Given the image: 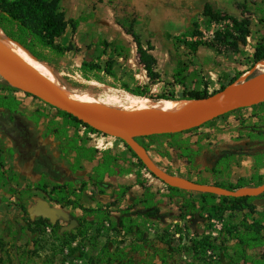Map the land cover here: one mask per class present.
Wrapping results in <instances>:
<instances>
[{
  "label": "rangeland",
  "instance_id": "1",
  "mask_svg": "<svg viewBox=\"0 0 264 264\" xmlns=\"http://www.w3.org/2000/svg\"><path fill=\"white\" fill-rule=\"evenodd\" d=\"M262 6L254 10L242 9L239 19L250 20L249 35L245 45L238 42V51L228 44L216 45L215 48L201 46L213 57L204 55L198 71H187L182 80L151 84L153 86L144 96L135 95L128 88L139 81L143 85L145 79L133 76L134 81L128 82L123 76L112 77L100 71L84 70L81 67L84 61L80 63L77 57L63 59L54 66L58 55L48 50L44 52V59L39 60L45 61L76 92L95 98L111 111H125L132 105H139L143 99L150 102L161 100L163 98H151L161 93L179 97L189 90H202L205 85L211 92L218 88L221 76L231 75L252 61L255 41L264 37ZM194 23L189 26L187 36L203 41L212 40L216 30L231 24L228 20L212 22L203 16ZM256 67L264 70L263 65L256 64ZM251 70L245 72L244 77ZM6 84L0 77L2 94L22 100L31 99L47 108L19 89H8ZM241 117L249 122L260 117L264 129V107L254 114L244 112ZM238 120L234 114L219 117L198 129L173 136L159 134L144 142L154 162L168 173L226 184L251 173L249 157L245 158L247 155L264 154V139L249 140L242 134L243 127ZM76 130L83 132L81 127H76ZM87 136L89 144L98 151L92 158L83 159H93V162L84 161L83 170L79 173H72L64 167L63 173L59 172L48 180L49 187H65L71 183L74 195H79L80 207L57 205L62 215L52 223L29 212L32 203L45 197L41 191L6 187L14 199L6 211L0 213V264H251L252 259L264 252V246L255 247L247 250L246 258H242L235 251L237 236L246 233L244 219L246 214H250L247 207L242 211L227 210L210 217L208 210L196 211L198 203H194L187 215L180 218V199L171 200L165 185L140 168L118 138L98 134ZM105 140L110 141L109 145H104ZM174 142H187L197 154L191 158L181 155L173 146ZM104 151L117 156V160L100 176L94 167L101 162ZM224 151L233 153L232 173L212 177L210 169ZM113 166L116 169L110 171ZM260 172H264V167ZM7 178L13 177L8 175ZM83 181L85 186H81ZM144 195L152 198L157 206V216L145 218L140 214V199ZM196 197L197 194L192 195V198ZM248 197L247 203L254 206L255 213L247 217V222L260 219L264 224V198ZM8 199L3 197L4 201ZM87 208H96V211L101 208L102 213L91 214ZM119 215L122 225L115 226ZM18 224L23 225L24 231H20Z\"/></svg>",
  "mask_w": 264,
  "mask_h": 264
},
{
  "label": "trees",
  "instance_id": "2",
  "mask_svg": "<svg viewBox=\"0 0 264 264\" xmlns=\"http://www.w3.org/2000/svg\"><path fill=\"white\" fill-rule=\"evenodd\" d=\"M264 13V5L260 8ZM202 16L209 21L219 22L223 20H228L231 24H225L224 29H219L215 31L214 37L212 40L203 41L197 38L187 40L186 38H177V43L183 44L186 46L191 52H196L199 47L206 46L208 48H215L216 45L228 44L232 45L237 50L238 42L243 45L246 44V38L249 35L248 25L250 24V20L247 18H236L231 16L225 12L218 13L214 11L210 5H206L202 10ZM262 22V20H261ZM70 23L71 26H74L73 21H68L65 18V14L62 9L59 7V0H0V28L11 38L20 43L24 48H26L34 57L37 59H44V52L48 50L56 55H63L67 51H71L74 49L71 43L66 46H62L58 39L63 35L67 24ZM194 21L191 25H194ZM120 27L124 30V32L132 38V42L136 49V53L138 56V62L141 64L142 69L145 71V75L147 77V83L143 85H135L132 88H128L129 91L135 95L144 96L147 94L149 90V85L156 84L159 82L160 73L156 70V58L152 54L153 46L147 42L146 44L142 43L140 36L133 31L132 25L126 27L119 24ZM189 28L186 30L184 36L188 35ZM194 32H192V36H194ZM232 40H229V39ZM109 44L104 42L101 43L102 53H105V49ZM125 47L121 44H115L112 47V53H116L117 56H121L123 58L126 57L124 53ZM252 61L244 66L241 70H236L231 75H224L219 78V86L217 89L209 92L207 90L206 85L202 90H189L183 93L181 96L177 97L173 94H165L161 93L155 97H151L153 100H158L161 98H167L172 100H177L181 98L185 99H203L217 93L220 90H223L227 85L233 83L237 79H239L245 72L253 69L258 62L264 61V37L259 38L255 41L253 52L251 54ZM113 60L111 56H108L104 61H84L81 65L82 69L86 70H95L103 72L105 75L114 77V70L112 67ZM188 69V65L178 60V65L174 69L172 74V78L174 81L182 80L184 77L183 73ZM262 71V68L254 69L249 75L251 76L257 72ZM54 73L56 74L55 70ZM57 75V74H56ZM60 82L70 91L76 92L71 86H69L66 82H63L61 78L57 75ZM8 89L18 90L5 85ZM0 88V106H8L10 104H14L16 102V98L8 96L6 94L1 93ZM23 92V91H22ZM24 94L36 98L41 101L44 106V110L47 112H56L60 115L68 117L76 127H81L83 132L80 133L78 130L74 137L67 138L66 133L63 130H57L58 134L63 133L65 138L64 146L62 148L63 157L67 158L70 163V169L75 171L79 169L80 160L85 157L92 158L95 152H97V148L91 146L89 144L88 134H98L102 136H108L107 134L94 129L93 127L85 124L81 120H78L76 117L71 114L62 111L50 104L42 101L41 99L33 96L32 94L23 92ZM145 98V97H140ZM264 107V100L253 104L250 106L240 107L233 109L229 112H226L220 116H217L203 124L181 131L177 133H168L165 135L173 136L183 132H189L195 129H198L201 126L206 124H210L214 122L217 118H226L229 115H235L237 119H239V123L241 124L242 134L247 137L249 140L257 138L260 140L264 139V129L261 127L260 121L262 119L259 117L253 122L246 121L245 118H239L244 112L251 111L253 114L260 108ZM239 116V117H238ZM260 120V121H259ZM159 134L147 135L137 137V141L141 143L146 150L148 151V145L144 142L147 138H152ZM119 139V138H118ZM128 150V152L136 159V164L145 169L150 175L155 177L152 173H150L141 160L136 156V154L129 148L127 144L121 139H119ZM176 150L181 154L188 158L193 157L197 154L196 150L190 148L187 142H174L173 145ZM75 151V155L70 156L71 151ZM115 155H110L109 152L104 151V155L102 156L101 162H99L95 167L94 171L100 173V176L109 169V166L116 163ZM249 157V166L251 169V173L248 176H239L235 181H229L228 183H220L217 181H208L206 179L194 180L196 182L204 183V184H214L217 186H221L227 189L237 190L247 186H258L264 183V172H260V169L264 167V154L263 152L255 153L253 156L247 155L245 158ZM73 158V161L69 159ZM232 160L233 153L231 151H224L222 155L216 160L213 167L210 169L212 177L217 176L218 174H226L231 175L232 173ZM0 165H2L0 163ZM239 166V165H237ZM139 174V172H137ZM2 178H5L4 172H1ZM16 178L13 176L12 179ZM101 178V177H99ZM156 178V177H155ZM157 179V178H156ZM190 179V178H189ZM159 180V179H158ZM99 181V179L97 180ZM94 181V182H97ZM162 182L161 180H159ZM141 183V182H140ZM168 190L167 196L171 200L180 199V218H184L189 212L188 209L191 208L194 203H198V208L196 211L208 210L209 216H214L224 211H242L246 207L248 208V212L250 214H246V218L244 219L246 233L237 236V242L235 243L236 253L242 257L246 258L247 250L253 249L255 247L264 246V224L260 219H253L251 222H247V217L255 213L254 206L247 203L248 196L241 197H233V196H219L209 192H193L183 190L177 187H172L164 182H162ZM69 185V187H66ZM86 183L83 181L81 186H85ZM65 187L61 186H52L49 187L46 180L41 177L38 181L33 184H27L28 188L33 187L34 189L42 191L46 197L51 202H54L61 206H70V207H80L79 203V195H74V190H72V184L68 183ZM71 187V188H70ZM193 194H197L196 198H192ZM74 195V197H73ZM256 197L264 198V192L257 195ZM140 203L142 204V208L140 210V214H142L145 218L155 217L159 214V210L156 205H154L152 198L148 196H142L140 199ZM90 209L91 214L102 213L101 208L96 211V208H87ZM24 213H26V209L22 208ZM106 214V212L104 213ZM121 215L118 216L115 226H121L122 224ZM20 231H24L23 225L18 224ZM205 241V240H204ZM251 264H264V252L257 258L251 260Z\"/></svg>",
  "mask_w": 264,
  "mask_h": 264
},
{
  "label": "crops",
  "instance_id": "3",
  "mask_svg": "<svg viewBox=\"0 0 264 264\" xmlns=\"http://www.w3.org/2000/svg\"><path fill=\"white\" fill-rule=\"evenodd\" d=\"M206 5H210L218 13L225 12L240 18L242 9L254 10L255 7L264 5V0H59V7L66 20L73 21L74 26L68 23L58 41L62 46L71 43L74 49L56 56L54 66L69 57H77L81 63L104 61L111 56L115 76H123L128 82L134 81L133 76H136L145 79L146 84L147 77L138 62L132 38L120 27L121 24L126 27L132 25L142 43L149 42L153 46L151 52L156 58V70L160 73L158 83L173 81L172 74L178 60L188 65L183 73L187 76V71L200 67L204 55L213 57L203 47H199L194 53L177 43V38L192 39L184 34L194 20L202 19V10ZM104 42L109 45L105 53H102L101 43ZM115 44L125 47V58L112 53ZM135 84L140 85V81ZM153 85H149V88ZM16 99L14 104L0 106V213L6 211L8 204L14 199L6 187L27 190V184L31 185L41 177L48 183L57 173H63L64 167L72 173H79L83 170V162L90 160L81 159V167L72 171L68 159L62 155V148L65 147L66 137L75 136L76 126L66 116L53 111L47 112L37 101L22 100L19 97ZM57 130H63L66 137L63 133L58 134ZM109 142L105 140L104 145H109ZM72 155H75L74 150L71 151L70 156ZM69 160L73 161V158ZM90 161L93 162V159ZM112 169L116 167L113 166L110 171ZM2 171L5 179L2 178ZM8 175L16 178L9 179ZM42 194L45 197L32 203L30 209L35 210L40 202L59 209L56 207L58 204L47 199L43 192ZM3 197L9 199L4 201ZM33 214L40 216L34 211ZM61 215L60 210L56 219Z\"/></svg>",
  "mask_w": 264,
  "mask_h": 264
},
{
  "label": "water",
  "instance_id": "4",
  "mask_svg": "<svg viewBox=\"0 0 264 264\" xmlns=\"http://www.w3.org/2000/svg\"><path fill=\"white\" fill-rule=\"evenodd\" d=\"M256 68H253L249 74ZM0 77L10 86L36 96L51 106L71 114L96 130L123 140L141 160L146 169L169 186L187 191L209 192L219 196L233 197L257 196L264 192V183L258 186L233 190L214 184L196 182L189 178L168 173L154 162L146 148L136 139L140 136L181 132L199 126L233 109L263 101L264 70L251 76H245L238 83L237 101L233 103L208 101L210 96L203 99H190L194 102L186 106L176 118L166 120L160 125L154 124L151 119L138 112L128 110L111 111L93 102L70 103L43 74L31 66L9 57H0ZM251 87L255 88V93L251 99H248L245 91ZM199 110H203L204 113L200 117L195 118ZM126 121L134 124L133 129H127L123 125V122ZM34 209L29 208V212L33 214L34 211L37 215L48 218L52 223L55 222L58 214H60L59 209L50 207L45 202L38 203Z\"/></svg>",
  "mask_w": 264,
  "mask_h": 264
},
{
  "label": "bare ground",
  "instance_id": "5",
  "mask_svg": "<svg viewBox=\"0 0 264 264\" xmlns=\"http://www.w3.org/2000/svg\"><path fill=\"white\" fill-rule=\"evenodd\" d=\"M5 56L20 63L26 64L28 66L33 67L41 74H43L63 95L65 99H67L70 103H85V102H93L99 104L101 107L105 108V105L100 101L96 100L93 97H90L86 94L82 95L79 93H75L73 91L68 90L58 79L57 75L54 73L52 68L42 60L37 59L32 56L29 51L24 48L20 43L16 40L8 36L1 28H0V57ZM258 66L263 65V61L257 63ZM244 79V74L234 83L227 85L221 92H218L208 98V101L214 102H222V103H233L238 99V83ZM246 96L248 99H251L254 96L255 88H247ZM194 101L190 99H167L163 98L161 100L150 102L148 99L141 100L140 104L137 106H130L127 110L138 112L145 115L147 118L151 119L154 124L160 125L166 120L176 118L181 111L192 104ZM203 110H199L195 115V118L200 117L203 114ZM123 125L127 129H133L134 124L130 122H123Z\"/></svg>",
  "mask_w": 264,
  "mask_h": 264
}]
</instances>
